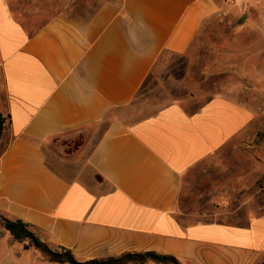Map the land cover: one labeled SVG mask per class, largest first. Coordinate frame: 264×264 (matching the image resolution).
<instances>
[{"label": "crops", "instance_id": "0c3cea01", "mask_svg": "<svg viewBox=\"0 0 264 264\" xmlns=\"http://www.w3.org/2000/svg\"><path fill=\"white\" fill-rule=\"evenodd\" d=\"M13 1L0 0V215L79 261L155 252L246 264L264 251V216L194 223L184 198L190 172L212 164L201 174L217 177L251 110L224 94L194 108L192 97L146 114L129 106L164 54L185 55L204 36L216 0H105L82 24L37 28ZM232 1L246 24L258 21L242 34L264 48V0ZM226 162L230 196L239 180Z\"/></svg>", "mask_w": 264, "mask_h": 264}, {"label": "rangeland", "instance_id": "374dc122", "mask_svg": "<svg viewBox=\"0 0 264 264\" xmlns=\"http://www.w3.org/2000/svg\"><path fill=\"white\" fill-rule=\"evenodd\" d=\"M103 1L105 0L13 2L16 10L21 12L22 20L29 27L37 28L55 17L82 24ZM216 1L219 3V16L213 17L206 24L204 36L195 39L185 55L164 54L129 106L143 109L146 114L176 98L186 101L192 97L193 103L188 107L194 108L211 96L224 94L251 110L249 126L242 133L246 136H238L236 147L223 152L225 162L218 165L220 170L217 177L201 174L203 169L217 166L212 164H205L197 170V174L190 172L186 181L188 195L184 197L189 220L194 223L245 225L251 216H264V48L253 45L256 44L257 36L242 34L245 27H257V20L246 24L245 17L239 22L245 15L232 0ZM248 63L254 66L245 67ZM223 71L226 74L220 73ZM78 143L79 141L69 143V149L73 150ZM228 159L232 161L231 171L236 173L239 180L235 192L230 196L225 186L232 176L226 172L229 168L226 166ZM229 182L233 183L235 180L232 178ZM196 183L202 185L199 191L193 189ZM236 193L241 195L235 197ZM233 198L235 200L232 202ZM2 218L5 217L0 215V264H67L49 260L51 253L60 254L63 250L47 243L38 234L34 233L35 238L43 243L46 252L36 248L29 240L13 242L3 228ZM116 257L118 256L107 258ZM144 264L155 263L146 261ZM246 264H264V251L252 253Z\"/></svg>", "mask_w": 264, "mask_h": 264}, {"label": "trees", "instance_id": "16d2710c", "mask_svg": "<svg viewBox=\"0 0 264 264\" xmlns=\"http://www.w3.org/2000/svg\"><path fill=\"white\" fill-rule=\"evenodd\" d=\"M245 16L240 19L242 22ZM5 126V119L0 114V136ZM2 224L4 230L9 233L13 242L21 243L25 240H29L34 244L36 248L46 252L43 249V243L35 238L34 233L29 229V225L20 219L10 220L2 218ZM63 253H51L48 256L52 262H65L67 264H144L146 261H151L155 264H180L179 261L171 255H163L155 252H144V253H125L116 258H107L102 260H89L87 262L75 261L71 252L67 249H62Z\"/></svg>", "mask_w": 264, "mask_h": 264}]
</instances>
